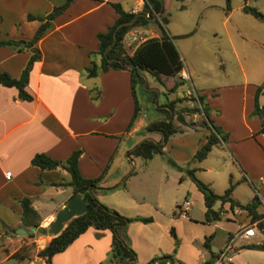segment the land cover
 Segmentation results:
<instances>
[{"label": "crops", "instance_id": "1", "mask_svg": "<svg viewBox=\"0 0 264 264\" xmlns=\"http://www.w3.org/2000/svg\"><path fill=\"white\" fill-rule=\"evenodd\" d=\"M62 1L0 0V40L30 38L40 23L36 17L45 15ZM110 2H117L125 11H129L132 6H137L139 11L143 4V0H71L50 20L49 26L35 42L40 57L32 63L25 84V90L31 98L21 99L14 86L0 85V264H8L9 260L19 264H33L37 260L38 264H44L37 255L29 260H17L10 253L25 242L24 237L34 243L40 240L37 248L43 246L50 238L44 229L55 210L71 194V187L60 183L68 180L64 168H40L30 163V158L36 152H43L51 158L63 160L75 148L80 149L77 167L82 176L94 177L106 166V173L99 180V188L93 191L98 200L123 214L135 212L151 217L148 221L131 220L125 227L129 244L135 251L136 264H144L151 258L170 252L177 259L175 264H264V249L245 246L264 242V133L259 131V118L250 113L257 84H253L250 90L245 83L241 84L242 94L237 101L235 95L232 97L235 90L233 86L225 90L220 85H215V88H196L187 67H182L178 72L183 81L185 78L189 80L186 89L191 88L196 94H203L209 117L226 134V138L213 144L209 152L213 147L221 146L222 151L232 158L240 174L238 179H234L230 197L238 203H245L255 194L258 199L256 211L261 213L259 220L262 222L259 227L258 219L251 220L244 208L235 203L229 206L228 201L220 203L216 200L212 207L220 206L216 219L219 222L206 221L207 230L212 235L206 246L208 256L197 249H188V254L180 252V243L176 248L173 247L169 226L173 224L175 234L179 236L174 216L180 215L177 207L181 201L175 203L171 214L162 211L158 203L154 206L147 204V208L141 212L140 205L136 204L125 183L127 171L124 170H127L128 162L123 156L115 158L117 150H112L109 137L99 135L124 132L125 123L133 110L127 69L108 67L94 76H87L84 71L90 64L88 52L97 47L96 33L104 31L118 15ZM27 14L33 17L27 18ZM155 26L149 23L146 27L127 31L128 34L124 35L127 51L131 52L142 41L144 34L157 35L159 32L154 29ZM28 53V49L21 48L19 44H0V71L17 76ZM92 86H97L100 91L94 104L88 97V88ZM171 92L173 95L169 99L181 96L176 88ZM257 100L260 104L264 103V92L258 93ZM166 101L157 106L160 114L152 120L163 117L161 108L166 107ZM181 105L191 104L188 100L174 102L175 108ZM196 114L193 112L190 116L184 113V118L188 120L190 116L195 120ZM98 115H102L103 119L94 120L93 117ZM141 123L134 125L137 132L133 137L136 138L135 142L144 138L159 140L160 131L157 135L147 130L138 132L145 124L144 120ZM202 130L204 133L197 141L196 148L209 131L205 126ZM131 131H125L126 135L130 136ZM106 140L109 143L105 144ZM125 152L124 157H127L129 151ZM143 162L146 160L143 159ZM5 170L10 171L8 178L3 174ZM242 183L250 186L243 195L244 199L238 192ZM112 196L118 198L113 199ZM22 197L29 200V206L38 217V232L33 231L35 234L32 236L12 233L14 228L30 226L21 223ZM188 208L185 215L179 217H187ZM248 224H252L253 234L234 235L233 250L217 260L216 253L227 238ZM221 230L222 241L212 249L214 234ZM109 244L108 229L88 226L62 250L53 253L50 261L51 264H100L107 257ZM168 262L166 259L163 264Z\"/></svg>", "mask_w": 264, "mask_h": 264}, {"label": "rangeland", "instance_id": "2", "mask_svg": "<svg viewBox=\"0 0 264 264\" xmlns=\"http://www.w3.org/2000/svg\"><path fill=\"white\" fill-rule=\"evenodd\" d=\"M161 2L163 12L167 15L164 27L172 35V42L180 55L182 67L190 70L192 83L196 88H215V85H220L225 90L233 86L235 90L232 97L235 95L238 101L242 94L241 84L245 83L248 90L252 89L253 84L263 83L264 85V22L241 9L243 0H230L229 10L224 9L223 0H161ZM180 3L183 5L180 6ZM246 4L264 12V0H246ZM154 29L158 31L156 26ZM145 37H148V34H144L142 40ZM159 76L161 82L145 71L142 82H135V95L139 108L135 120H132L128 126L129 118L124 126L125 131L132 130L130 136L126 135L125 131L111 135H99L109 137L112 150H117L115 158L123 156V159L128 162L127 170H124L127 171L124 176L125 183L131 190L136 204L140 205L141 212L147 208V204L154 206L158 203L162 211L171 214L177 202L183 198L190 200L191 204L186 212L187 217L174 216L177 220L175 228L179 231V236L175 234L173 224L169 226V233L170 228L174 232V235L170 233L173 247L176 248L180 243V252L188 254V249H197L204 256H208V250L203 242L206 240L208 243L212 235L207 230V222L204 220L202 194L187 174L186 169L195 168L193 171L195 176L209 183L213 191L217 193L222 192L228 185L229 178L234 181L240 177V174L232 158L222 151L221 146L213 147L200 161L192 159L197 141L204 133L203 125H199L201 117L197 112L195 120L190 117L193 112H185V115H190L188 120L193 122L189 125L179 124L171 112L172 121L179 126V130L168 135L163 142L162 153H152L146 162H143L140 155L130 153V148L138 142H135L136 138H133L137 135L134 130L135 123L141 125L144 120L145 124L138 132L147 130L157 135L159 131L147 129V125L153 117L159 116L160 111L157 106L173 95L169 87L176 76L163 74ZM188 82L189 80L185 78L176 87L177 92L183 95ZM99 94L97 86L88 88V97L93 104ZM187 97L190 106L197 103L193 98ZM93 119L100 121L103 116L98 115ZM159 133L158 141L160 142L162 133ZM104 143L107 144L109 141L106 140ZM125 151H129L127 157H124ZM105 171L106 166L97 175H101L102 178ZM248 186L242 183L238 187V192L242 194L241 199H244L243 195L250 189ZM95 197L97 199V196ZM112 198L117 199L118 196H112ZM135 206L134 209H136ZM124 215L144 216L145 214L131 212V214ZM220 218L223 220V217ZM35 232L37 233L38 230ZM222 238V230L214 234L212 249L221 243ZM24 240L25 242L21 244L26 247L22 251L26 252L31 259L41 241L37 240L34 243L30 239L28 241L26 237ZM170 254L174 258L172 252ZM174 260L177 261L176 258ZM7 263L19 264L12 260Z\"/></svg>", "mask_w": 264, "mask_h": 264}, {"label": "trees", "instance_id": "3", "mask_svg": "<svg viewBox=\"0 0 264 264\" xmlns=\"http://www.w3.org/2000/svg\"><path fill=\"white\" fill-rule=\"evenodd\" d=\"M71 0H63L60 4L54 5L45 15L37 16L40 23L35 28L32 36L26 40L6 39L0 40V44H14L20 45L21 48H27L29 53L25 64L20 69L17 76H12L6 71H0V85L14 86L17 91V96L21 99H30L31 95L25 90V84L28 79V73L32 63L40 57V51L35 45L36 40L49 26L50 20L59 12H61ZM223 7L225 10L230 9V0H223ZM115 11L118 13L117 17L111 25L104 31L96 33L97 47L95 50L88 52L90 56V64L84 68L87 76H94L99 71H103L108 67L125 68L129 71L130 92L133 98V110L128 121V126L131 124L138 112V103L135 95V82L141 83L143 77L136 69L144 73L148 71L155 79L161 82L160 74L176 76V79L169 87V91H174L175 88L183 82V78L178 74L182 68V61L180 55L172 42V36L169 35L164 27L167 22V15L163 12V7L160 0H143L142 7L139 11L130 12L123 10L117 2H110ZM183 4L180 3V6ZM241 9L252 14L254 17L264 22V12L259 11L254 6L246 4L243 0ZM33 17L27 14V18ZM149 23H154L158 29L157 35L145 37L140 41L135 48L128 52L124 47V35L132 28L146 27ZM115 39L112 41V34ZM97 57V60H96ZM131 62L132 67H126L125 63ZM264 92L263 83L257 84L253 93V105L251 114L257 115L260 120L259 131L264 133V103L260 104L257 100L259 92ZM186 95L177 96L166 101V107L161 108L164 112L162 118L154 119L149 122L147 129H156L162 133V141L141 139L136 143L130 153L140 155L144 161L151 157L152 153L163 152V142L168 135L179 130V126L172 121L171 112L177 119L179 124H192L191 120H185L184 113L186 111L197 112L200 115L199 125H203L209 129L205 135L204 140L195 149L192 154L193 160H201L206 156L213 144L226 138V134L214 124L209 117V110L204 102L203 94H196L195 99L198 104L190 107L181 105L174 107L175 101L187 100ZM191 98H194L190 96ZM80 153L79 148L72 149L70 153L63 159H54L43 152H36L30 158V163L39 166L40 168H54L60 166L68 173V180L60 182L71 187V193L79 192L86 199V208L83 213L70 218L64 227L56 235L50 238L35 250V255L41 257L44 264H51V255L57 251L62 250L71 240H73L80 232L85 230L88 226L96 229H108L110 231V244L107 257L102 262L103 264H136L135 251L129 244L128 236L125 233L126 225L134 219L141 221H148L150 216H127L121 214L116 209L109 207L99 202L93 194V191L99 188V180L101 175L94 177L82 176L77 167V157ZM195 168H187L186 172L194 182L196 188L201 192L204 204V220L212 221L219 217L220 206L213 208L212 205L216 200L220 203L228 201L229 206L233 203L239 207L244 208L250 215L251 220L258 219L257 225L262 226L259 220L261 213L256 211L258 203L257 196L254 194L249 201L245 203H238L232 200L230 192L234 185V181L230 180L228 185L222 192L217 193L213 191L209 183L198 179L194 174ZM21 204V223L24 225H38V217L35 210L29 206V200L26 197L20 199ZM170 233L174 235L173 229L170 228ZM33 232L27 234L32 236ZM208 247L206 240L203 242ZM245 246L251 248L264 249V242L250 243ZM26 246L21 244L18 248L10 253V256L17 259L29 260L30 256L24 250ZM168 260L169 264H175V260L171 254H163L151 258L144 264H163L164 260Z\"/></svg>", "mask_w": 264, "mask_h": 264}, {"label": "water", "instance_id": "4", "mask_svg": "<svg viewBox=\"0 0 264 264\" xmlns=\"http://www.w3.org/2000/svg\"><path fill=\"white\" fill-rule=\"evenodd\" d=\"M161 5H162V2H161ZM127 34L128 33H125V35ZM114 39H115V35L113 33L112 41H114ZM125 65L128 68L133 66L131 62H127L125 63ZM135 67L137 71L140 73V75L143 77L144 73L139 70V66L136 65ZM85 208H86V199L79 192L71 193L62 203V205L55 210L53 218L49 221L44 231L51 235H56L64 227V225L70 218L83 213ZM36 228L37 226L34 224L30 226H23V227L20 226V227L14 228L12 233L22 234L26 236L27 234L35 231ZM33 262H34L33 264H38L37 260H34Z\"/></svg>", "mask_w": 264, "mask_h": 264}, {"label": "built area", "instance_id": "5", "mask_svg": "<svg viewBox=\"0 0 264 264\" xmlns=\"http://www.w3.org/2000/svg\"><path fill=\"white\" fill-rule=\"evenodd\" d=\"M137 10H138L137 6H132L129 11L130 12H136ZM184 94L186 96H189V97L190 96L194 97L193 99L197 102V100L195 99L196 93L191 88H187L184 91ZM196 104H198V103H196ZM3 174L6 178H8L10 176V171L5 170L3 172ZM189 204H190L189 200L187 198H183L177 207L178 208V214L185 215V211L188 208ZM252 234H253V226H252V224H248V225H245L242 229L238 230L235 234L230 235L227 238V240L225 241V243L223 244V246L217 251L216 259L221 260L222 258H224L229 253V251L233 250L232 239H233L234 235L249 236Z\"/></svg>", "mask_w": 264, "mask_h": 264}]
</instances>
